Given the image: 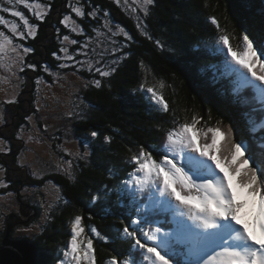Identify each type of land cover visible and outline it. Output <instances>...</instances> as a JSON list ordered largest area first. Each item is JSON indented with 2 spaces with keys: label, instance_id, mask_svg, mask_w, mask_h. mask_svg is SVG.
Listing matches in <instances>:
<instances>
[{
  "label": "snow or ice",
  "instance_id": "6c2138e0",
  "mask_svg": "<svg viewBox=\"0 0 264 264\" xmlns=\"http://www.w3.org/2000/svg\"><path fill=\"white\" fill-rule=\"evenodd\" d=\"M156 2L110 0L125 17L134 21L141 36L162 49L164 45L159 39L154 40L145 23ZM21 6L40 23L53 10L51 0H0V72L3 73L0 85H7L0 87L5 96L0 102V123L5 122L3 105L16 104L25 84L21 73L28 69L38 72L39 68L52 78V83H48L37 74L33 93L36 96L42 90L63 86L61 82L67 79L66 72L62 75L61 71H53L48 63L38 66L26 59L34 49L24 42L35 39L40 24L31 22L30 16L20 10ZM66 7L68 11L59 23L68 34L61 38L60 29H56L60 43L58 52L52 53L56 67L73 69L74 76L86 71L93 79L85 81L83 87L101 89L103 80L110 78L121 61L130 55L124 49L135 42L134 37L126 27L114 24L111 12L93 0H67ZM5 14L22 23L6 18ZM88 18L95 22L90 24L91 32L80 23ZM207 19L215 28L214 47L224 54L228 73L237 78L235 91L251 89L253 99L264 108V38H250L247 30L237 36L222 26L217 16L209 15ZM72 34L84 40L81 42ZM72 46L76 49L70 50ZM81 56L84 59H80ZM140 67L146 74L138 90L148 95L158 111L171 112L172 120L169 127L159 129L163 132L162 145L138 144L135 149L128 148L126 162L131 170L121 191L134 201V216L128 217L127 222L121 220L120 231L124 239L131 240L130 248L136 249L141 259L137 261L130 250L127 256L111 255L105 264H174L173 258L178 255L183 259L175 264H264V138L254 148L243 137L237 140L232 128H224L222 121L212 125L210 117L205 119L195 111L188 115L187 110L183 117L178 116L165 95V82L149 84L143 61ZM35 103L36 110L25 117L34 128L41 110L40 100ZM67 115L78 114L69 111ZM249 123L252 133L264 130V116L258 123ZM26 127L20 125L17 139L35 140L33 135L26 134ZM91 135L96 137L98 133L92 131ZM104 140L110 144L113 137L108 135ZM11 151L6 141L0 139V153ZM63 151L72 159H61L56 168L74 181L78 167L74 161L86 159L88 153H73L67 148ZM16 160L21 168H31L30 175L34 179H43L39 170L25 162L23 153ZM6 172L0 165V190L9 187L4 178ZM6 195L10 197L12 193ZM92 199L98 200L100 196ZM69 223V239L60 250L58 264H98L95 241H107L108 237L96 227L86 225L81 214L74 215Z\"/></svg>",
  "mask_w": 264,
  "mask_h": 264
},
{
  "label": "trees",
  "instance_id": "16d2710c",
  "mask_svg": "<svg viewBox=\"0 0 264 264\" xmlns=\"http://www.w3.org/2000/svg\"><path fill=\"white\" fill-rule=\"evenodd\" d=\"M93 2L109 10L113 23L126 27L135 42L129 43L124 49L130 55L121 61L110 78L103 80L101 89L94 86L82 87L79 93L81 99L76 97L80 99L83 110L73 120V130L82 140H87V147H83L88 148V155L86 159L75 163L78 167L75 168L74 181L59 172L49 173L43 179H34L29 172L31 168L26 167L22 171L16 158L11 156L13 162H10V168L4 174L9 187L0 190L1 195L11 192L19 201L12 206H21L27 214L24 220L21 219L14 214L15 208L12 206V209L5 212L7 219L5 222L1 221L0 225L1 244L8 229H11L12 237L13 232L21 228L23 223L30 225L42 214V208L37 209L34 195L23 194L24 186L34 189L35 185L41 186L51 179L60 185L63 196L60 203L52 208L40 235L18 237L39 245L44 258L40 256L38 264H54V259L59 256L55 257V253L69 239V222L76 214L83 215L86 225L96 227L102 235L108 237L107 241H95L98 264H105V260L113 254L127 256L130 250L137 261L141 259L139 252L130 248L131 240L124 239L120 231L121 220L127 222L128 217L134 216V201L130 195L121 191L123 181L128 178L127 172L131 170L126 162L128 148L135 149L138 144L146 147L162 145L163 132L159 129L169 127L172 120L171 112L158 111L148 95L138 90L146 74L140 67L141 61L147 66L149 84L159 80L165 82V95L178 116L183 117L187 110L188 115L195 111L205 119L210 117L209 124L212 125L222 121L224 128H232L237 140L243 137L254 148L264 138L260 132L252 133L249 130V122L253 119L248 102L251 98L246 97L249 93H245V89L239 93L235 91L237 79L235 75L228 73L224 54L214 47L215 28L207 19L209 15H215L222 26H226L237 36L247 30L250 38L255 36L256 39H261L264 38V0H157L152 15L145 23L154 40L159 39L164 45L162 49L141 36L134 21L125 17L110 0ZM51 3L53 10L43 23L35 21L22 6L20 10L30 16L31 22L40 24L35 39L30 38L24 42L34 49L28 57L38 66L48 63L53 69H57V62L52 56L60 47L56 29H60L61 38L68 34V30L59 23L68 9L67 0H51ZM5 16L22 23L9 14ZM80 23L86 31L91 32L90 24L95 22L88 18ZM72 37L84 40V37L75 34ZM117 39L123 40L122 37ZM75 49L76 46L70 48ZM79 58L82 59L83 56ZM59 71L72 73L74 70ZM38 73L52 81L39 68ZM78 74L85 77L86 81L93 79L86 71ZM31 83L33 88L25 85L22 89V93L27 92L24 99L8 105L16 113V117L2 131L9 138L11 147H18L16 134L20 125L26 122V112L29 115L36 110L34 80ZM2 131L0 130V134ZM92 131H96L98 136L93 137ZM108 135L113 137L110 144L104 140ZM12 173L16 176L10 175ZM18 195H23L24 199H18ZM96 195L100 199L93 201L92 197ZM65 200L68 201L67 204L64 203Z\"/></svg>",
  "mask_w": 264,
  "mask_h": 264
},
{
  "label": "rangeland",
  "instance_id": "374dc122",
  "mask_svg": "<svg viewBox=\"0 0 264 264\" xmlns=\"http://www.w3.org/2000/svg\"><path fill=\"white\" fill-rule=\"evenodd\" d=\"M26 59L29 62H34L31 57L27 56ZM82 59H84V57ZM53 71L59 70L53 69ZM66 73L67 79L61 82L63 86L56 85L50 90H42L39 96L35 95V102L37 99H39L41 104V110L37 114L34 121L35 128L32 124H29L27 121L23 122V124L27 126L25 129L26 134L33 135L36 138L35 140L30 142L19 140L18 144H16L18 147H11L9 138H6L7 135L2 130L14 121L16 113L13 112L8 107V105H3L5 122L0 123V130L4 133V135L1 132L0 139H4L6 141V146L12 149V151L7 154L0 153V165H3L4 168L7 167L6 169H8L11 164L10 162H13V160L10 159L11 156H13V158H16L17 156L23 153L24 157L26 158L25 162L29 165L34 166L37 170L42 173L44 177L49 173H62L57 170V163L61 159H72V157L68 156L67 153L63 151V149H71L73 153L88 152V148L83 147V145H87V140H82V138L77 136L73 130V120H75L79 113L83 110L79 93L81 91V88L83 87V83L87 79H85V77L79 74L74 76L72 75V73ZM37 74L43 76L45 80L48 81V83H52V81H50L44 74L38 72L35 73L32 70L28 69L25 73L20 74L25 78V84L22 86V89H24L25 85H29L30 88H33L31 80L35 81ZM61 74L64 75L65 72L61 71ZM0 75H3V73L0 72ZM0 87H7V85H0ZM34 92L35 89L33 93ZM26 93L24 94L22 93V91H20V94L17 97V101L19 99H24ZM78 96L80 97V99L76 98ZM4 99V93L0 92V102H2ZM69 111L75 112L78 115L70 117L67 115ZM26 113V116H28L29 112L27 111ZM45 125H47L46 130ZM14 150L16 153H14ZM78 161L79 160H75L74 164ZM25 169L27 168H22V171H24ZM10 175H12L13 177L16 176H14L13 173ZM31 193L32 195H34L35 202L38 205L37 209L40 210L42 208V214L40 213L41 215L35 222H32L30 225L23 223L21 228H18L13 232V236L18 239V242H22V239L18 237H34L37 234L40 235V231L44 229L45 225L47 224L48 218L50 217V213L52 212V208L60 203L61 198L63 196V192L60 185L52 179L48 180L47 183L41 186L35 185L34 189L28 186H24L23 194L27 196ZM19 195L18 199H24L23 195H21L20 197ZM17 202L19 201L17 200V198H15V196L9 197L6 194H0V225L1 221L5 222L7 219V217H5V212L12 209V205H14V203L16 204ZM49 205H51V208H49ZM13 208H15L14 214L19 216L21 219L24 220V218L27 217L26 212H23L21 206ZM46 215L48 217L47 219H45ZM28 228H31L32 230H24ZM6 235H8V232L5 234V236ZM10 235L12 234L10 233ZM39 255H41V257L43 256L42 251ZM39 258L40 257H37V262ZM43 261L45 262V259H43Z\"/></svg>",
  "mask_w": 264,
  "mask_h": 264
},
{
  "label": "water",
  "instance_id": "95a60500",
  "mask_svg": "<svg viewBox=\"0 0 264 264\" xmlns=\"http://www.w3.org/2000/svg\"><path fill=\"white\" fill-rule=\"evenodd\" d=\"M10 233L11 229H8V235L0 244V264H36L39 246L27 239L18 242Z\"/></svg>",
  "mask_w": 264,
  "mask_h": 264
},
{
  "label": "clouds",
  "instance_id": "9594fccd",
  "mask_svg": "<svg viewBox=\"0 0 264 264\" xmlns=\"http://www.w3.org/2000/svg\"><path fill=\"white\" fill-rule=\"evenodd\" d=\"M14 239H17L16 237H13ZM38 245V244H37ZM39 246V245H38ZM40 252H41V250H40V248H39V251H38V257H40L41 255H39L40 254ZM56 255H59L58 257H56ZM55 262H54V264H58V259L60 258V250H58L56 253H55ZM39 263V259H38V262H37V264Z\"/></svg>",
  "mask_w": 264,
  "mask_h": 264
}]
</instances>
